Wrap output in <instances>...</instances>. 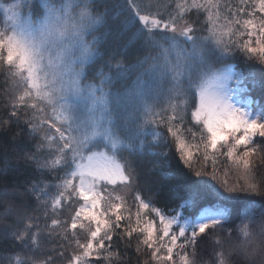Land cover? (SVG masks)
<instances>
[{
	"label": "snow or ice",
	"instance_id": "obj_1",
	"mask_svg": "<svg viewBox=\"0 0 264 264\" xmlns=\"http://www.w3.org/2000/svg\"><path fill=\"white\" fill-rule=\"evenodd\" d=\"M0 14V132L22 127L39 173L0 189V239L27 250L0 264H53L32 255L44 243L67 264H119L121 244L197 264L206 233L215 264L264 255V0H0Z\"/></svg>",
	"mask_w": 264,
	"mask_h": 264
},
{
	"label": "trees",
	"instance_id": "obj_2",
	"mask_svg": "<svg viewBox=\"0 0 264 264\" xmlns=\"http://www.w3.org/2000/svg\"><path fill=\"white\" fill-rule=\"evenodd\" d=\"M0 21H2V14H0ZM104 31L103 28L99 30L97 35ZM134 78V77H133ZM9 87L6 83L5 76L0 73V100H3L5 90ZM16 133L19 136L14 140L12 137ZM33 141L28 138L21 128H12L7 133L0 132V189L8 187L11 190L12 185L24 184L26 181H31L39 177L37 170L25 161L20 160L19 157L24 151L31 148ZM264 156V145H261V153ZM5 160L11 162L15 165V168L10 169L7 173L2 171ZM175 162V161H174ZM199 166V165H197ZM224 167L229 169V174L227 179L229 182H235L239 176L240 172L234 166L225 164ZM255 177L258 181L264 180V163H260L258 160L256 162V167L254 169ZM51 179V177H49ZM160 180L158 176L149 175L146 170V166L140 169V184L144 185L147 183L152 187L157 186V182ZM163 194L161 197V203L159 206L163 207L164 204H168L169 207H174L176 202L170 201L167 196V187L162 190ZM257 200L260 197H256ZM30 207H35V202L32 199L28 200ZM5 204L0 201V213H3ZM10 222V221H8ZM50 223V221H49ZM3 233V224H0V234ZM216 245L211 233L202 234L198 238L196 245V261L197 264H215V257L213 255L214 250H216ZM229 245H224V250L227 253ZM53 243H44L41 248L32 253L39 259H46L49 254L53 255V264H67L68 255H70L71 249H69L63 258L56 256L55 252L52 251ZM119 251L121 252V258L119 264H143L144 257L138 256L135 251V247L124 248L121 244ZM26 249H22L11 239H0V262L4 261V258L13 255L14 253H25ZM229 264H264V255H256L254 257L245 258L243 256H232L229 260Z\"/></svg>",
	"mask_w": 264,
	"mask_h": 264
}]
</instances>
